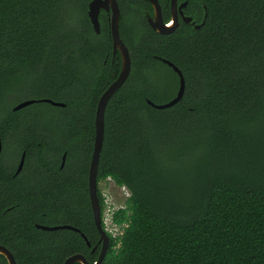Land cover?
Returning a JSON list of instances; mask_svg holds the SVG:
<instances>
[{"label":"trees","instance_id":"16d2710c","mask_svg":"<svg viewBox=\"0 0 264 264\" xmlns=\"http://www.w3.org/2000/svg\"><path fill=\"white\" fill-rule=\"evenodd\" d=\"M91 1L0 0V137L4 151L27 153L19 176L0 162V245L17 264L76 254L94 264L102 248L89 170L97 105L122 60L107 24L95 33ZM158 1L168 23L171 0ZM118 2L132 70L106 108L102 214V181L130 197L114 214L127 227L107 233L102 264H264V0L189 1L184 14L204 25L180 21L169 35L148 24L149 2ZM161 59L186 81L182 101L165 110L147 102L167 103L179 89ZM25 91L65 107L14 111L9 94Z\"/></svg>","mask_w":264,"mask_h":264},{"label":"water","instance_id":"95a60500","mask_svg":"<svg viewBox=\"0 0 264 264\" xmlns=\"http://www.w3.org/2000/svg\"><path fill=\"white\" fill-rule=\"evenodd\" d=\"M142 1H147L151 3L153 7V16L148 15L147 18L152 29L158 34L169 35L175 32L180 25L179 16H181V19L185 24H192L193 26H195L196 29H200L204 25V22L201 25H196L193 22L192 17L186 16L184 14V9L187 7L189 1L192 0H186L180 5L178 4V0H171V20L168 23H165L164 21L162 9L158 0H142ZM102 10H107L112 12L111 21H110V31L113 42V52L114 55H116L117 53L120 54L122 60V67L117 79L106 89V91L100 97L95 115V143H94V150H93L92 159L90 163V170H89V196L94 214L95 225L100 234V243L102 244V248L99 254V258L94 264H102L110 246V238L108 234L105 232L102 225V212H101V205L98 196V180H97L99 161L103 149L104 136H105L106 108L111 98L126 83L132 70L130 51L128 47L125 45L124 41L122 40L120 33L121 9L118 1L93 0L89 3L88 17L90 19V22L92 24L95 33L98 35L101 33V24H100L99 16ZM161 61L164 64L168 65L170 68H172L173 71L179 77L178 92L172 100L164 104H156L155 102L150 100H148L147 102L150 106H152L155 109L165 110L176 106L182 101L186 90V81L183 73L177 66H175L172 62L165 59H161ZM39 102L47 103L56 107H65L64 103L56 102L51 99H42V100H27L21 102L16 107H14L13 110L19 111ZM1 152H2V144L0 140V155ZM65 161H66V155L63 156L62 167H64ZM23 165H24V157L20 163L18 172L22 170ZM38 228L44 231L72 230L76 233H80L78 229L72 226H55V227L39 226ZM81 236L84 238L87 245L90 247L91 245L88 239L83 234H81ZM94 251H96V248L93 250V252ZM0 255L6 258L8 264H17L14 255L10 252V250H8L6 247L2 245H0ZM76 263L91 264L81 254L73 255L67 258V260L64 262V264H76Z\"/></svg>","mask_w":264,"mask_h":264},{"label":"rangeland","instance_id":"374dc122","mask_svg":"<svg viewBox=\"0 0 264 264\" xmlns=\"http://www.w3.org/2000/svg\"><path fill=\"white\" fill-rule=\"evenodd\" d=\"M12 96L11 103L8 102V104H11V108L14 109V107L17 106V104L27 101V100H35V97L30 92H12L9 94ZM169 98L163 97L159 100V102H166ZM10 146H13V144H10ZM7 154L12 152V150H6ZM100 190L102 191L103 197L105 201L109 205H113L114 208L117 210L122 209L126 205V201L130 197V193L126 188H119L117 187L112 180H105L100 183Z\"/></svg>","mask_w":264,"mask_h":264},{"label":"flooded vegetation","instance_id":"af4514ba","mask_svg":"<svg viewBox=\"0 0 264 264\" xmlns=\"http://www.w3.org/2000/svg\"><path fill=\"white\" fill-rule=\"evenodd\" d=\"M118 1V0H117ZM147 2V1H146ZM119 3V2H118ZM183 3V2H182ZM151 4V3H150ZM178 4L180 5L181 3L178 2ZM120 6V4H119ZM152 6V5H151ZM121 9V8H120ZM88 13V11H87ZM111 11H107V10H102L101 13H100V16H99V19H100V24H101V29H102V25L103 24H107L108 28L110 29V21H111ZM88 15V14H87ZM148 16V15H147ZM89 18V17H88ZM121 18H122V12H121ZM90 20V19H89ZM148 20V18H147ZM171 20V18H170ZM169 20V21H170ZM182 21L181 19V16H179V22ZM149 24V22H148ZM92 25V24H91ZM98 35V34H97ZM101 35V33L99 34ZM110 35H111V31H110ZM112 37V36H111ZM107 62V61H106ZM0 140H1V144H2V152H1V155H0V162L3 164V166H5L6 168H9L10 170H13L14 171V176H19L24 168V165H25V162L27 161L26 160V156H27V153L24 151V152H21V154L16 157V154L18 153H15V152H10V153H6L7 151L5 150L4 151V143L0 137ZM24 157V165H23V168L20 172H18V169H19V166H20V163L22 161ZM37 229H39L38 227L39 226H43V225H35ZM41 230V229H39ZM44 231V230H42ZM101 244V243H100Z\"/></svg>","mask_w":264,"mask_h":264},{"label":"built area","instance_id":"2783aa9c","mask_svg":"<svg viewBox=\"0 0 264 264\" xmlns=\"http://www.w3.org/2000/svg\"><path fill=\"white\" fill-rule=\"evenodd\" d=\"M110 180V179H109ZM117 211L113 205H109L104 199V212L102 221L105 226V231L111 234L114 238L121 237L124 233L125 227L127 225L119 226L114 222V214Z\"/></svg>","mask_w":264,"mask_h":264},{"label":"clouds","instance_id":"9594fccd","mask_svg":"<svg viewBox=\"0 0 264 264\" xmlns=\"http://www.w3.org/2000/svg\"><path fill=\"white\" fill-rule=\"evenodd\" d=\"M102 217H103V214H102ZM102 225H103V228H104V230H105V226H104V224H103V221H102ZM106 232V231H105ZM106 233H108V232H106Z\"/></svg>","mask_w":264,"mask_h":264}]
</instances>
